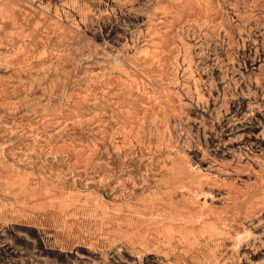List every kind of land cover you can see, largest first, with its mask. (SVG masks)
Here are the masks:
<instances>
[{
  "label": "rangeland",
  "instance_id": "rangeland-1",
  "mask_svg": "<svg viewBox=\"0 0 264 264\" xmlns=\"http://www.w3.org/2000/svg\"><path fill=\"white\" fill-rule=\"evenodd\" d=\"M0 264H264V0H0Z\"/></svg>",
  "mask_w": 264,
  "mask_h": 264
}]
</instances>
